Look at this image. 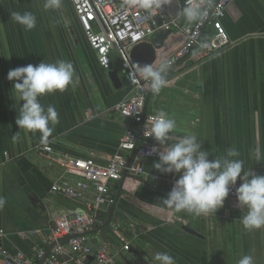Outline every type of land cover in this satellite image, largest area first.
<instances>
[{"label": "crops", "instance_id": "0c3cea01", "mask_svg": "<svg viewBox=\"0 0 264 264\" xmlns=\"http://www.w3.org/2000/svg\"><path fill=\"white\" fill-rule=\"evenodd\" d=\"M13 11L32 12L36 28L25 32L11 21ZM168 11L169 6L164 13L170 20ZM220 30L231 46L200 66L168 69V83L160 94L148 92L145 112L165 111L177 123L170 135L195 134L210 160L235 147L245 170L264 176V0H234ZM182 42L181 35L169 32L159 40L156 60ZM57 60L73 64L78 83L64 93L40 99L45 109L55 107L59 120L42 142L39 133L19 131L15 123L19 105L13 100V83L7 74L28 64ZM110 72H116L119 87L111 83ZM131 93L115 53L109 71L99 66L70 0H62L55 11L44 10L43 0L0 2V198L5 201L0 208V252H20L33 260L55 220L91 203L94 192L90 188L85 204L51 191L54 185L73 189L88 181L49 162L37 148L48 145L59 156L107 164L118 152L128 125L114 109ZM155 162L158 159H145L144 175L126 176L121 186L120 182L112 184L116 200L112 221L90 236L107 246L112 264H156L157 252L169 253L176 264H237L247 254L255 264H264V229H243L246 209L239 208L236 200L226 199L217 217L173 210L161 214L156 205L169 193L165 180L179 174H161L153 168ZM242 182L238 178L237 183ZM103 212L106 222L108 213ZM0 264H5L1 253Z\"/></svg>", "mask_w": 264, "mask_h": 264}, {"label": "built area", "instance_id": "2783aa9c", "mask_svg": "<svg viewBox=\"0 0 264 264\" xmlns=\"http://www.w3.org/2000/svg\"><path fill=\"white\" fill-rule=\"evenodd\" d=\"M176 1L178 11L186 5L200 3L204 12L202 18L188 24L183 15L178 14L177 18L168 20L165 19L164 10L150 17L143 9L133 6L131 0H70L85 39L94 51L99 66L109 71L113 53L120 61L121 71L132 88V93L114 110L121 118L128 121V125L119 141L118 152L105 165H99L90 159L56 155L48 145L37 148L40 155L49 162L58 165L67 173L78 175L88 181V183H79L73 189L54 185L51 187L52 192L85 204V192L90 188L94 192V198L86 207L77 208L54 221L49 228L48 238L42 245L37 246L33 260L27 259L20 252L10 254L1 250L5 264H85L90 256L93 257L91 263L112 264L113 258L107 246L101 245L94 254H91L88 246L90 240L88 233L105 223L100 217L99 206L104 202L109 205L114 202L112 184L119 183L125 173L133 176L144 175L143 161L148 158L159 159L158 154L149 155L153 147L159 148L157 142L147 134L151 126L150 118L157 114L145 112L147 94L151 90L150 83L142 77H137L134 81L128 80L127 72L135 67L130 59V50L139 43L149 42L159 35L175 32L181 35L183 42L164 58L169 63L168 69L184 70L208 62L231 46L227 35L220 30V27L227 7L234 0ZM161 59L155 60L152 66H157ZM135 145V154L127 167V160ZM158 179L153 178L155 183L159 182ZM178 179L179 176L165 180L168 192ZM241 184L236 183L235 187L230 188V194L226 199L237 201L236 188ZM218 215L217 211L216 214L204 217ZM47 245L53 247L44 259Z\"/></svg>", "mask_w": 264, "mask_h": 264}, {"label": "clouds", "instance_id": "9594fccd", "mask_svg": "<svg viewBox=\"0 0 264 264\" xmlns=\"http://www.w3.org/2000/svg\"><path fill=\"white\" fill-rule=\"evenodd\" d=\"M172 0H131L133 6L143 9L148 16H155L171 4ZM62 0H43L46 11H55L61 7ZM185 21L191 24L202 18L204 12L200 3L186 5L179 11ZM10 19L25 32L37 26V17L30 11H13ZM169 63L162 58L157 66L136 65L129 69L127 78L134 81L142 77L150 83L152 93L159 94L167 85L166 79ZM7 80L13 83L16 105H19L15 121L25 133L40 134L42 142L52 135L53 127L59 122L58 112L54 106L46 109L40 99L46 95L64 93L69 87H75L78 78L73 64L67 60L28 64L9 70ZM18 101V103H17ZM20 102H23L22 105ZM150 131L147 133L159 145L153 147L149 155L158 154V162L153 168L161 174H179L167 197L156 205L161 214L169 210L177 213L187 212L195 217L216 214L224 206L230 194V188L236 186L238 178L243 182L236 188L238 207L246 209L241 224L246 232L264 229V176L246 171L244 161L235 147L226 150L225 155L209 159V151L202 150V144L195 134L180 137L170 135L177 128L176 120L160 110L150 118ZM19 132L13 136L16 140ZM169 141H174L169 143ZM261 154L257 150V162ZM5 204L0 198V208ZM156 264H176L175 258L167 252L154 255ZM237 264H255L251 254L242 255Z\"/></svg>", "mask_w": 264, "mask_h": 264}, {"label": "water", "instance_id": "95a60500", "mask_svg": "<svg viewBox=\"0 0 264 264\" xmlns=\"http://www.w3.org/2000/svg\"><path fill=\"white\" fill-rule=\"evenodd\" d=\"M181 5V4H180ZM169 10L168 13L171 15V19L175 18V16L177 15L178 12V4L176 0H172L171 4L169 5ZM169 20V19H168ZM168 33L159 35L157 37H155V39L153 40V42H144V43H139L137 45H135L131 50H130V59L132 61V63L136 66V65H152L155 60H156V56H157V48H159V40L166 37ZM109 79L111 81V83L115 86V87H119L120 86V82L119 79L117 77L116 72H110L108 74ZM149 92H152L151 90ZM148 98V97H147ZM147 98H146V102H147ZM145 108H146V103H145ZM136 151V145L135 148L132 150L128 160H127V167L130 165L132 158L135 154ZM126 176H131L128 174H124L122 180L126 177ZM121 180V181H122ZM121 181L119 186H121ZM118 198V197H117ZM115 202L112 203L111 207H109V204L107 202H104L103 204H101L99 206V209L101 211H107L108 213V219L106 220L105 224L100 227L95 229V231H92L91 233H88V236L90 237L93 233L95 232H99L102 229L107 228L110 225V222L112 221V216H113V210L115 208ZM109 207V209H108ZM66 240V239H65ZM64 240V241H65ZM88 246L90 247V251L91 254H94L99 248H100V243L98 242L97 239H90L88 242ZM53 247V245H50L49 248L47 249L46 255L44 256V259L46 258V256L48 255L49 251L51 250V248ZM88 262L91 263L93 262V257L90 256L88 258Z\"/></svg>", "mask_w": 264, "mask_h": 264}, {"label": "trees", "instance_id": "16d2710c", "mask_svg": "<svg viewBox=\"0 0 264 264\" xmlns=\"http://www.w3.org/2000/svg\"><path fill=\"white\" fill-rule=\"evenodd\" d=\"M100 217L105 219L106 214L103 211H100ZM85 264H90L89 262H86Z\"/></svg>", "mask_w": 264, "mask_h": 264}]
</instances>
